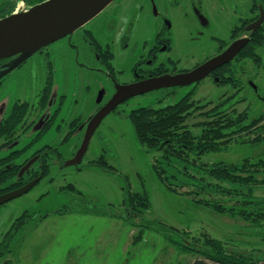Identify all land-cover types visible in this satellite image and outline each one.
Wrapping results in <instances>:
<instances>
[{
	"label": "rangeland",
	"instance_id": "obj_1",
	"mask_svg": "<svg viewBox=\"0 0 264 264\" xmlns=\"http://www.w3.org/2000/svg\"><path fill=\"white\" fill-rule=\"evenodd\" d=\"M231 1V7H236L232 18L217 9L212 13L213 18L207 14L211 29L205 31L204 24L198 23L195 14L197 11L205 13V4L201 0L180 1L183 5H177L174 0H114L72 35L49 43L42 53L35 52L3 76L0 119L17 100L37 105L48 64L52 66L53 80L46 106L39 108L40 111L32 108L27 119L32 122L10 145L0 148V158L22 149L36 138L42 124L50 118L64 95L60 115L52 127L17 161H23L45 145L57 147L62 158H52L54 162L49 174L28 192L0 205V244L9 233L10 252L4 259L10 260L11 264H184L196 256L182 251L180 242H191L195 237L201 243L203 233L220 238L231 251H249L255 249L256 244L264 250L261 239L264 222L255 227L238 216L221 215L195 202L193 194L182 193L187 187L172 191L157 175L155 163H159L168 174L174 173L175 169L163 161L159 152L147 150L136 138L128 117L132 108H160L174 103L191 86H183L176 90L175 96L163 100H158L160 92L127 99L94 131L81 163L66 165L83 140L82 128L69 134L65 140L69 123L76 117L85 123L97 106L111 95L108 70L91 53L83 36L84 29L91 30L100 44L109 45L113 53L112 66L117 72L123 71L117 73V78L120 83H128L133 78L134 62L141 55L145 59L144 55L155 44L163 18H167L171 26L172 48L171 51L157 52V59L163 61L171 57L179 61V68H192L200 63L217 46L210 36L227 38L230 23L247 13V6L242 8L245 0ZM257 51L258 63L250 57H241L234 62L241 89L237 91V87L223 85L209 77L198 83L195 97L204 103L211 101V106L234 94L243 99L234 105L237 111L247 108L253 116L264 110V47ZM200 120V117H194L188 124L192 126ZM82 127L85 128L83 124ZM101 154L114 171H104L89 164ZM246 157L264 158V142L235 144L228 151L207 154L201 159L209 163L220 160L237 162ZM172 164L178 169L182 167L179 163L175 165V160ZM262 176L264 174L258 177ZM70 184L75 189L67 187ZM126 186L136 192L145 188L151 200L141 220L145 225L137 242L133 237L139 229L123 216ZM253 192L257 199L264 198V186H255ZM216 196L219 195L213 194L212 197ZM59 209L68 211L59 213ZM24 212L28 216L12 226ZM4 262L0 260V264Z\"/></svg>",
	"mask_w": 264,
	"mask_h": 264
},
{
	"label": "trees",
	"instance_id": "obj_2",
	"mask_svg": "<svg viewBox=\"0 0 264 264\" xmlns=\"http://www.w3.org/2000/svg\"><path fill=\"white\" fill-rule=\"evenodd\" d=\"M18 1H23L28 6L41 3L45 0H1L0 1V18L12 13ZM263 1V0H258ZM257 1L254 2L256 7ZM161 36V32L158 37ZM248 44L240 51L236 60L241 57H250L258 63L259 56L257 50L264 47V28L252 35ZM104 56V60L111 58L109 51H98ZM242 59V58H241ZM153 74L163 72L160 67L153 70ZM237 69L235 64L229 67H222L214 74L219 77L223 85L237 87L241 89V81L236 75ZM238 77V78H237ZM52 86V74L46 77L42 92H40L39 106L44 108L49 97ZM177 88H166L158 92V100L175 96ZM197 86H192L176 102L155 108L151 106H142L130 111L128 117L134 128L138 141L149 151L159 152L163 161L175 169L174 173H166L159 163H155V170L161 181L172 191H177L187 187L182 193L193 196L198 204L209 207L217 213L228 214L233 217H240L248 220L252 225L262 226L264 222V198L257 199L254 196L253 189L255 186H264V158L251 159L242 158L237 162L217 161L205 162L202 157L207 154H215L228 151L235 144L249 143L256 145L264 142V110L251 116L249 109L242 112L237 111L234 105L242 98H236L234 94L228 98L221 99L210 106L211 101L201 102L195 97ZM28 102H15L8 113L0 119V148L10 145L17 137L18 132H22L21 123L29 113ZM60 107L57 108V112ZM194 117H200L201 120L189 126L188 121ZM50 127L49 122L37 133L27 146L9 152L6 156L0 158V194L27 184L31 179L41 173V178L49 174L50 163L46 155L50 150L56 148L43 147V150L37 161L29 166L25 172L19 175L20 168L28 161V157L22 162H15L22 156L33 142L41 138ZM197 132H194L193 128ZM72 128V127H71ZM75 129L70 130L69 134ZM68 134V135H69ZM254 134L255 136H250ZM65 136V140L68 139ZM249 135V137H247ZM247 138H246V137ZM37 150L35 153H38ZM34 153V154H35ZM175 160L182 166L172 164ZM38 166L34 168L35 163ZM91 165H95L104 171L112 172L114 168L110 166L104 154H101L96 160H91ZM182 177L180 178V176ZM40 178V179H41ZM65 187V186H64ZM75 189L74 185L67 186ZM213 194L219 195L212 197ZM124 219L131 223L133 227L138 228L133 241L137 242L141 238L144 225V212L149 208L150 201L147 190L144 188L140 192L131 191L129 186L124 188ZM232 200V201H230ZM67 209H59L57 212L64 213ZM24 212L12 224H19L20 220L27 217ZM6 234L5 239L0 244V260L3 259L8 264L10 260L4 259L9 253ZM201 243L199 238L192 237L191 242H180L181 250L192 252L196 257L184 264H264V250L259 244L255 249L242 251L228 249L226 244L220 238L201 234ZM264 243V236L261 238ZM4 264V263H3Z\"/></svg>",
	"mask_w": 264,
	"mask_h": 264
},
{
	"label": "water",
	"instance_id": "obj_3",
	"mask_svg": "<svg viewBox=\"0 0 264 264\" xmlns=\"http://www.w3.org/2000/svg\"><path fill=\"white\" fill-rule=\"evenodd\" d=\"M114 0H45L41 3L13 12L0 18V60L16 56L5 70L0 72V78L12 69L32 56L49 43L62 38L88 23L90 19L101 12ZM264 20V11L258 20L248 26L252 33L257 31ZM248 39L241 38L233 42L223 53L207 60L205 64L195 67L193 70L174 75L164 74L151 77L132 84L116 86V92L109 101L92 117L86 127L84 139L74 156L66 162V165L81 163L86 152L89 140L97 129L100 121L107 116L121 102L146 92L187 86L194 83L211 70L232 60ZM35 161V157L25 162L20 169L21 175L29 165ZM40 176L30 180L27 184L14 190L0 194V205L28 192L37 182ZM4 264H8L4 262Z\"/></svg>",
	"mask_w": 264,
	"mask_h": 264
},
{
	"label": "flooded vegetation",
	"instance_id": "obj_4",
	"mask_svg": "<svg viewBox=\"0 0 264 264\" xmlns=\"http://www.w3.org/2000/svg\"><path fill=\"white\" fill-rule=\"evenodd\" d=\"M1 1V0H0ZM175 2H177V5H183L180 3V1H183V0H174ZM246 1V4L244 6V2ZM244 2H242V8L243 7H246L247 8V13L246 14H243L242 17L239 16V19H237L236 22H233L232 24L230 23V34L227 38H229V40H225L227 38H219V37H216L214 35H211L210 37L215 40V42L217 43V46L215 47V49L208 53V55L205 57V59H203L202 61H200V63H197L195 64L194 66H192V68H179L177 67V64L179 63V61H176L175 59H172L171 57H168L166 60H163V61H160L157 59V52H160V51H166V50H169L171 51V29H170V25L169 23L167 22V18H163L162 20V23H161V27H160V30L158 31L157 35H156V42L155 44L150 48V50H148L147 54L144 55V57H146L145 59H142L143 58V55H141L138 59V61L134 62V65L132 66V73H133V78L131 79L130 82L128 83H120L118 78H117V73H122L123 71H115L114 67L112 66L111 64V60H113V53L110 51V47L109 45H102L100 44L97 39L95 38V35H93L92 31L88 30V29H84L83 31V36L85 38V40L88 42L89 44V48H90V51L91 53L93 54L94 58H96L97 62L99 64H101V66H103L106 70H108L106 72L108 78H110V84H111V95H109L108 99L104 102H102L99 106H97V108L89 115V117L87 118L86 122H81V118L80 117H76L74 118L70 123H69V132L70 130H72L73 128L75 129L73 132H75L78 128H82L83 129V134H82V138L84 137V133H85V130H86V127L90 121V119L92 117H94V115L103 107L105 106V104L109 101V99L114 95V93L116 92V86L118 85H126V84H132L134 82H138V81H141V80H146L148 78H151V77H156V76H161V75H164V74H170V75H174V74H178V73H182V72H187V71H190V70H193L195 67L201 65V64H205V62L209 59H211L212 57H215L217 56L218 54L220 53H223V51L228 48L233 42H235L237 39H241V38H247L248 42H250V38L252 37V35H254L255 33L261 31L262 28H264V20L262 21L260 27L257 29V31L253 32L252 33V30L248 29V26L253 23L254 21L258 20L260 15H261V10L264 11V0L263 1H258V0H245ZM257 1V5L256 7H254V2ZM19 2V1H18ZM17 2V4H18ZM23 2V1H22ZM202 2V0H201ZM219 2V3H218ZM232 1L231 0H206L205 2L203 1L202 4L204 3L205 4V13L203 15V13L201 14V12L197 11L195 14L197 17V20H198V23H201V24H204L203 27V30L207 31L210 28V25H209V21H208V15L210 18H213V15L212 13L214 12H217V9L218 11L220 10L221 13H225L227 14L230 18H232L233 16V12L234 10L236 11V7L233 6L231 7L230 3ZM197 3V1H196ZM17 4L15 5V9H16V6ZM25 6L28 7V5H26L24 3ZM191 7H192V4H191ZM231 7V9H230ZM235 7V9H234ZM193 10L195 9L194 7H192ZM15 9H13L12 13L15 11ZM21 9V8H20ZM198 10V9H197ZM192 13V11H191ZM208 14V15H207ZM75 32V31H74ZM73 32V33H74ZM161 32V36L158 37V34ZM73 33H70L69 35H72ZM241 34H244V37H241ZM69 35H66V36H69ZM243 36V35H242ZM65 37V36H64ZM60 39V38H59ZM128 38H126L127 40ZM56 41V40H55ZM123 41H125V38H123ZM228 41V42H227ZM54 42V41H53ZM248 42H246V44L239 50V53L240 54V51L248 44ZM52 43V42H51ZM47 47V46H45ZM45 47L41 48L40 50H38L37 52H43V50L45 49ZM101 50V53H103L104 51H109V53L111 54V58L108 59V60H104V56L101 54V58L98 54V51ZM258 53V51H257ZM236 55L232 60L228 61L226 64L224 65H220L218 67H216L215 69L211 70L205 77L203 76V78H201L200 80L194 82V83H191L187 86H197L199 82H201L202 80L206 79V78H209V77H212L213 79L215 80H219V77L216 75L215 76V72L222 68V67H229L231 65H234V62H236V57L239 56V55ZM49 56L46 55V58H48ZM16 58V56H12V57H9V58H5V59H2L0 60V72H2L3 70H5L7 67H9V64ZM26 61V60H25ZM23 63V62H22ZM21 63V64H22ZM20 64V65H21ZM143 64H147V65H143ZM153 66V67H152ZM48 72H47V75L46 77L49 75V74H52V66L51 64H48ZM157 67H160V69L163 70V72H160L158 74H153V70L156 69ZM13 70V69H12ZM11 70V71H12ZM10 72V71H9ZM7 72V73H9ZM6 73V74H7ZM5 74V75H6ZM4 76V75H3ZM2 76V78H3ZM45 77V79H46ZM0 78V82H1V79ZM52 80H53V75H52ZM45 82V80H44ZM43 86H44V83H43ZM52 87V86H51ZM181 87L183 86H176V87H170V88H177V89H180ZM198 87V86H197ZM43 88V87H42ZM41 88V90H42ZM162 89H166V88H162ZM162 89H159V90H154V91H150V92H146V93H151V92H158ZM176 89V90H177ZM42 92V91H41ZM145 94V93H143ZM141 95V94H140ZM138 96V95H137ZM39 98H40V93H39V96H38V100H37V105L34 106L33 104H30V102L26 101V100H17L19 102H28L29 104V113L27 114V116L24 118L23 122L21 123V127L23 128H27V126H29V124L32 122L31 119L29 121H27L29 115H30V112H32V108H34L35 110H40L43 109L39 106ZM49 98V97H48ZM64 99V95H62L59 99V104L58 106L56 107V109L53 111L52 115L50 116V118L46 119L44 121V123L42 124V127H44V124L48 123L49 122V125L50 127H52L54 121L57 119V117L60 115L59 112H57V108L60 107L61 109V106H62V101ZM16 101V102H17ZM127 101V100H125ZM125 101L121 102L120 104L122 105V103H124ZM15 103V102H14ZM13 103V104H14ZM47 103H48V99H47ZM46 103V104H47ZM12 104V105H13ZM120 104H118V106H116L112 111L116 110L117 107L120 106ZM11 105V106H12ZM46 106V105H45ZM60 109H58V111H60ZM39 110V111H40ZM108 115V114H107ZM107 117V116H106ZM105 117V118H106ZM104 120V118L100 121V123L98 124V126L101 124V122ZM82 124L84 125L85 128L82 127ZM98 126H97V129H98ZM41 127V129H42ZM47 129V131L49 130V128ZM72 127V128H71ZM40 129V130H41ZM24 130V129H23ZM96 130V129H95ZM46 131V132H47ZM45 132V133H46ZM69 132L67 133V135L69 134ZM21 132H18V134H20ZM44 133V134H45ZM72 134V133H71ZM66 135V136H67ZM84 139V138H83ZM82 142V140H81ZM45 147H49L51 148L52 146L50 145H45ZM53 148V147H52ZM56 148L55 151L53 150H50V154H47L46 155V159L48 160V163H53L54 161H51L52 158H58L61 159L62 155L60 154V152L58 151L57 147H54ZM79 148V146H78ZM76 148L74 152H72V155H71V158L74 156V154L76 153V151H78ZM43 150V147L40 148L38 151V153H35L36 151H34L33 153H31L29 156H27L29 159L28 161H30V159H32L33 157H35V161L38 160V158L40 157V155L44 156V154H40V152ZM44 151H48V150H43V153H45ZM35 153V154H34ZM25 157V158H27ZM24 158V160H25ZM70 158V159H71ZM23 160V161H24ZM35 161H33L31 164H33ZM15 162H18L17 160ZM22 162V161H21ZM27 162V161H26ZM30 164V165H31ZM25 165V164H24ZM23 165V166H24ZM29 165V166H30ZM22 166V167H23ZM38 166V163L36 162L35 165H34V168H36ZM21 167V168H22ZM51 167V165H50ZM20 168V169H21ZM29 168V167H28ZM27 168V169H28ZM20 171V170H19ZM50 172V171H49ZM20 175V174H19ZM40 176L41 178V173L38 175ZM37 176V177H38ZM36 178V177H35ZM34 179V178H33ZM32 180V179H31ZM40 180V179H39ZM28 183V182H27ZM21 187V186H20ZM19 188V187H18ZM16 189V188H15ZM14 190V189H12ZM11 191V190H9ZM8 192V191H6ZM5 193V192H3ZM2 194V193H1Z\"/></svg>",
	"mask_w": 264,
	"mask_h": 264
},
{
	"label": "built area",
	"instance_id": "obj_5",
	"mask_svg": "<svg viewBox=\"0 0 264 264\" xmlns=\"http://www.w3.org/2000/svg\"><path fill=\"white\" fill-rule=\"evenodd\" d=\"M20 8H21V10L27 9V6L24 5V2L20 1V2H18L14 12L20 11Z\"/></svg>",
	"mask_w": 264,
	"mask_h": 264
}]
</instances>
